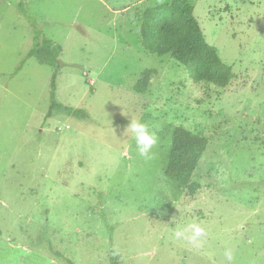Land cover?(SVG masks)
<instances>
[{"label":"rangeland","instance_id":"374dc122","mask_svg":"<svg viewBox=\"0 0 264 264\" xmlns=\"http://www.w3.org/2000/svg\"><path fill=\"white\" fill-rule=\"evenodd\" d=\"M174 1L0 0V264H264V0H184L232 68L224 89L142 48L145 12ZM22 12L62 48L57 102L90 120L47 119L52 69L26 58ZM131 121L156 133L151 159ZM173 126L207 141L189 187L164 175ZM191 223L202 249L174 238Z\"/></svg>","mask_w":264,"mask_h":264},{"label":"trees","instance_id":"16d2710c","mask_svg":"<svg viewBox=\"0 0 264 264\" xmlns=\"http://www.w3.org/2000/svg\"><path fill=\"white\" fill-rule=\"evenodd\" d=\"M34 31V44L26 58H34L39 64L52 69L50 105L47 119L56 111L81 120H90L84 110L60 105L56 100V79L62 66L60 56L62 48L59 44L46 38L37 28L36 21L22 12ZM141 46L151 55L170 57L182 65L190 81L204 83L217 89L226 88L233 78L232 68L219 57L215 48L204 38L201 28L193 15V7L184 0H175L171 4H163L148 9L141 20ZM23 64V63H22ZM153 70H146L136 82L133 90L138 94L147 91ZM171 161L165 170V177L179 186L189 187L192 172L196 169L201 154L207 147L203 137L183 127H172ZM112 238L113 227L108 228ZM57 257L63 255L55 253ZM68 264H74L64 259ZM110 264H120V257L114 252L110 255Z\"/></svg>","mask_w":264,"mask_h":264},{"label":"clouds","instance_id":"9594fccd","mask_svg":"<svg viewBox=\"0 0 264 264\" xmlns=\"http://www.w3.org/2000/svg\"><path fill=\"white\" fill-rule=\"evenodd\" d=\"M131 132L135 141L136 149L141 157L151 159V152L153 147L158 142L156 133L150 130L149 126L145 123L131 121L125 129L124 133ZM176 223V219H172ZM207 233L203 227L197 223H191L183 228L177 227L174 231V238L180 241H186L191 247L199 250L205 245L204 237ZM224 256L226 260L231 262L233 260V252L231 249H225Z\"/></svg>","mask_w":264,"mask_h":264}]
</instances>
